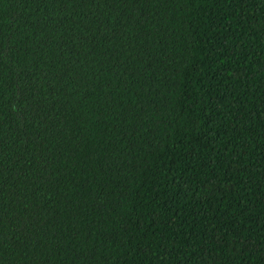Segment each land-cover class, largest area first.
<instances>
[{
	"label": "trees",
	"instance_id": "obj_1",
	"mask_svg": "<svg viewBox=\"0 0 264 264\" xmlns=\"http://www.w3.org/2000/svg\"><path fill=\"white\" fill-rule=\"evenodd\" d=\"M0 264H264V0H0Z\"/></svg>",
	"mask_w": 264,
	"mask_h": 264
}]
</instances>
